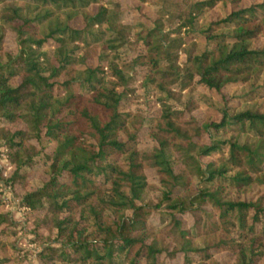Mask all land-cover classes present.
<instances>
[{
  "label": "trees",
  "instance_id": "trees-1",
  "mask_svg": "<svg viewBox=\"0 0 264 264\" xmlns=\"http://www.w3.org/2000/svg\"><path fill=\"white\" fill-rule=\"evenodd\" d=\"M253 186L264 0H0V264H264Z\"/></svg>",
  "mask_w": 264,
  "mask_h": 264
},
{
  "label": "rangeland",
  "instance_id": "rangeland-1",
  "mask_svg": "<svg viewBox=\"0 0 264 264\" xmlns=\"http://www.w3.org/2000/svg\"><path fill=\"white\" fill-rule=\"evenodd\" d=\"M248 1L249 0H243V3H246ZM224 11H225V8L221 6V7H219V9L215 10V12L213 14H211V15H212L213 18H216L218 14L224 13ZM130 16L134 17V15H129V17H128L129 20H130ZM141 101H142V99H141ZM150 103H152V102H150ZM147 107H150V106H147ZM261 195L264 196V188H261L259 186H253L252 189L245 196V198H249V197L256 198V197L261 196ZM7 197H8L9 202H6V207L9 208L10 210H13L15 203H11V201H10L12 199L11 198L12 195H11L10 192L7 194ZM14 216L16 218L19 217V212L15 211L14 212ZM26 241H27V238L24 239V243L22 244V246L24 248H31L32 249L33 246L31 244H29V246H27ZM33 264H36V263L33 262Z\"/></svg>",
  "mask_w": 264,
  "mask_h": 264
}]
</instances>
